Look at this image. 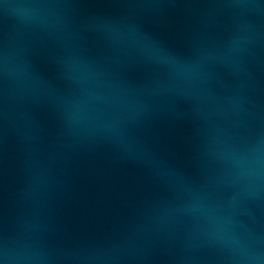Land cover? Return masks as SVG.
Listing matches in <instances>:
<instances>
[{
  "label": "water",
  "instance_id": "95a60500",
  "mask_svg": "<svg viewBox=\"0 0 264 264\" xmlns=\"http://www.w3.org/2000/svg\"><path fill=\"white\" fill-rule=\"evenodd\" d=\"M0 264H264V0H0Z\"/></svg>",
  "mask_w": 264,
  "mask_h": 264
}]
</instances>
